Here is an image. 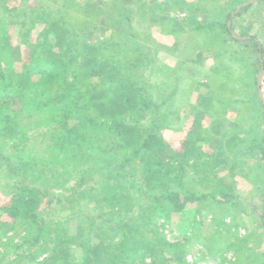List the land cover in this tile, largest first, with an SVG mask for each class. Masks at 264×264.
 Masks as SVG:
<instances>
[{
  "label": "trees",
  "instance_id": "obj_1",
  "mask_svg": "<svg viewBox=\"0 0 264 264\" xmlns=\"http://www.w3.org/2000/svg\"><path fill=\"white\" fill-rule=\"evenodd\" d=\"M67 1L63 0L62 5H68ZM184 1L177 0L178 5L183 7ZM75 3L76 9H83L90 18L101 15V8L93 14L87 6L90 3L82 5L77 0ZM15 7L9 10L8 0H0V158L6 171L14 176L9 189L3 188L12 193L8 204H0V235H4L2 216L11 219L13 230L18 228L17 224L34 225L36 234L26 238L24 244L39 242L46 235V243L53 244V248L40 250L48 254L49 264H169L167 252L176 255L177 264H187L179 260V255L184 258L179 252L180 243L167 240L162 232L151 239L140 237L137 232L142 230L137 220L146 218L149 229H155L156 219L164 217L171 226L173 213L190 202L207 199V195L214 197L192 190L195 177L189 184L191 188L182 181L189 174L192 178V169L194 174L203 172L205 162L199 161L201 142L208 143L214 133L211 135L210 127L206 129L201 120L212 112L214 97L200 99L194 115L196 125L189 126L183 151L173 148L168 158H161L159 153L168 146L162 129L167 126V118L177 101L178 85L172 88L158 85L166 93L160 99L154 98L153 85L136 72L141 67L146 70L150 61L144 47L131 37L101 36L97 34L99 27L87 28L88 22L83 21L80 30L66 13L44 10L41 3L21 10ZM249 7H242L236 16ZM114 9L123 16L121 8ZM8 17L11 19L6 20ZM234 17L229 14L228 18ZM16 19L21 26L17 27L14 44L9 28ZM27 19L33 30L23 29ZM35 30L36 39L32 38ZM248 39V48L255 55L253 60L257 58L264 66L263 45L255 36ZM227 42L222 46L230 52ZM233 52L238 54L236 49ZM230 72L223 74H234ZM224 80L221 87L235 91L237 80L232 77ZM251 88L258 93L256 84H251ZM224 97L215 98L224 107L236 106V99ZM24 117L36 123L26 125ZM225 134L217 136L218 145H224L221 149L225 151L237 148L243 141L238 135ZM8 146L14 156L4 154ZM256 152H261L264 159V138L255 139L249 146V153L256 155ZM195 160L198 164L192 163ZM127 168L128 176L140 179L137 184L145 189L151 205L143 208L140 215H134L131 224L126 220L114 222L119 234L116 243L101 241L93 245L80 234L69 236L65 223L50 215L47 205L52 200L46 205L45 198L51 195L63 202L55 189L68 187L76 194L73 198H77L81 194L79 187L89 180H98L100 193L105 197L120 191L121 199L125 198L122 192L130 187L125 185L127 173H123ZM66 198L69 200L71 196ZM152 209H156L155 216H150ZM58 210L59 206H55L53 212ZM260 218L264 226V212ZM101 219L109 222L107 214L91 222L101 225L105 223ZM71 243L84 248L81 261L76 260V254L72 255ZM148 256L150 263L145 262Z\"/></svg>",
  "mask_w": 264,
  "mask_h": 264
},
{
  "label": "rangeland",
  "instance_id": "obj_2",
  "mask_svg": "<svg viewBox=\"0 0 264 264\" xmlns=\"http://www.w3.org/2000/svg\"><path fill=\"white\" fill-rule=\"evenodd\" d=\"M197 1L193 0L192 2L195 4ZM8 2L9 10L15 6L20 10L29 5L35 7L41 3L44 10L48 9L58 14L66 13L72 23L75 21L74 27L78 26L80 30L84 18H89L85 21L88 22L87 28L103 26V23H100L101 15L90 18L81 9H76V0H68L66 2L68 5H62L63 0H8ZM85 3L90 2L85 1ZM8 11L5 12V15H8ZM191 13V10L187 11L188 17L191 16ZM252 14L253 12L249 11L242 20L244 27L240 28L237 23V31L234 33L244 36L246 41L250 40L248 36H255L258 39V35H260L261 41L259 39L258 41L264 49V16L254 17ZM178 16L182 17V15ZM10 19V17L6 18V20ZM16 21L18 19L14 20L9 28L14 44L17 42L14 39L18 38L17 27L19 28L20 25V22ZM25 24L23 29L25 28L27 31L32 29L29 26V20ZM138 29L142 30L141 27ZM36 30L32 37L34 39H36ZM126 32L124 31V33ZM97 34H100L99 29ZM244 47L248 48L249 46L244 43ZM241 55L242 52L239 57ZM243 56L246 57V53ZM164 59L166 60L165 65L175 63L172 59ZM243 61L245 63L244 58ZM246 65L248 64L246 63ZM242 66L241 69L244 71L241 75L236 73L229 76L237 79L235 91L225 87L220 90L221 95L225 96L224 98L236 99V106L213 108L212 112L208 114L209 116L201 120L204 127H210L211 135L214 133L208 143L201 142L202 154H200L199 161L205 162L203 172L194 174L195 170L192 169V178L189 174L187 178L182 179L183 184L191 188L189 184H192L195 177L197 181L192 190L214 197L207 195V199L190 202L178 213H173V225L171 226L167 225V220L164 217L156 219L155 229H149L146 218L140 217L137 220L143 233L139 230L135 232L139 233L140 237L151 239V236L155 237L157 233L162 232L166 234L167 240L180 243L179 252L184 255V258H180L179 255V260L185 261L187 264H264V226L261 225L262 219L260 218L264 212V159L261 152H256V155L249 153V146L253 141L264 138V71L261 83H259L262 67L257 58L249 67L245 64ZM136 72L143 74L144 79L153 85L154 98L160 99L162 94L166 93L163 89L157 88L158 85H161V80L164 79L154 71L144 70L141 67ZM169 81L170 88L177 85V81L174 79ZM251 84L257 85L258 93L251 88ZM232 92L237 94L233 95ZM186 115L187 113L175 115L172 112L167 118V126L162 130L168 146L166 151L159 153L161 158H168L173 148L183 151V141L187 131L194 124L191 116ZM181 116H185L183 122L180 119ZM29 121V118L24 117V124L34 125L36 123ZM185 126L186 128H184ZM224 134L238 135L243 141L237 148L225 151L224 148L221 149L224 145H218L220 138L217 137H222ZM3 152L6 156L9 154L14 156L11 146L6 147ZM2 163L4 164V160L0 158V192H2L0 193V204L6 205L10 201L12 192L3 191V188L9 189V185L14 182V176H10V173L6 171V166H3ZM192 163L198 164L196 160ZM129 171V168H127V172L123 170V173H127L125 185L130 186L122 192L125 194V198L121 199L120 191H117L112 197H105L100 193L98 180H89L79 187L81 194L77 198H73L76 194L73 195L72 190L68 187L55 189L56 196L61 194L63 202H58L57 198H53L51 195L47 199L45 198V204L52 200L51 204H46L50 215L53 216V219L65 223L63 224L69 230L67 232L69 236L80 234L81 238L87 237L93 245L101 241L109 244L116 243L119 234L116 233L118 230L115 229L114 222L126 220L128 224H131L134 221V215H140L143 208L151 205L147 200V192L137 184L140 183V179L128 176ZM94 177L98 176L94 175ZM178 184L179 181L175 183L176 188H179ZM66 196H71V198L67 200ZM114 196L116 198H113ZM55 206H59L60 210L57 211L59 215L53 212ZM154 210L156 211V209ZM154 210L150 211V216H155ZM103 214H107L109 222L103 219L100 221H105V223L101 225L91 222L93 218ZM1 220L3 221L4 235H0V264H49L46 261V259L50 260L48 254H44L40 250L47 246L53 248V244L46 243V235L39 242H34L36 244H24L26 238L36 234L37 227L17 224L16 231L12 229L14 225L11 224L9 217L2 216ZM32 228L34 229L32 230ZM69 249L72 255H77L78 259L76 260H82L84 248L74 247L71 243ZM166 256L170 259L169 264H177L176 255L167 252ZM54 262L56 263V261ZM145 262L150 263L151 258L146 257Z\"/></svg>",
  "mask_w": 264,
  "mask_h": 264
},
{
  "label": "crops",
  "instance_id": "obj_3",
  "mask_svg": "<svg viewBox=\"0 0 264 264\" xmlns=\"http://www.w3.org/2000/svg\"><path fill=\"white\" fill-rule=\"evenodd\" d=\"M85 1L90 2L87 6L93 14L96 9L101 8V36H127L138 41L150 58L145 68L164 79L161 80V85L170 86L169 80L177 81V102L171 111L175 115H192V122L203 97H214L216 104L211 107H223L215 98L221 96V81L226 77L230 78L223 73L231 70L232 73L241 75L244 71L241 69L242 65L249 67L253 62L254 53L244 47L246 38L234 33L237 31V23L240 28L244 27L242 20L249 11L253 12L254 17L264 16V0H198L195 4L193 0H185L183 7L178 5L177 0H77L82 5L86 4ZM250 1L253 2L246 4ZM115 6L121 8L123 16L117 14ZM245 6L250 7L236 16ZM190 10L192 13L188 17L187 11ZM82 11L85 13L83 9ZM229 14L235 17L231 20L228 18ZM88 19L84 18L83 21ZM224 25L228 26L232 38ZM258 37L260 40L261 36ZM227 40L230 52L226 51L225 45L222 46ZM235 49L238 54L233 52ZM244 53L246 57L243 56ZM164 58L172 59L175 63L165 65ZM184 118L185 116H181V121Z\"/></svg>",
  "mask_w": 264,
  "mask_h": 264
},
{
  "label": "water",
  "instance_id": "obj_4",
  "mask_svg": "<svg viewBox=\"0 0 264 264\" xmlns=\"http://www.w3.org/2000/svg\"><path fill=\"white\" fill-rule=\"evenodd\" d=\"M253 1H250V2H248V3H246V4H250V3H252ZM245 4V5H246ZM261 70H262V72L259 74V83H261V78H262V75H263V71H264V66L262 65V68H261ZM262 96V98H263V95H261Z\"/></svg>",
  "mask_w": 264,
  "mask_h": 264
}]
</instances>
